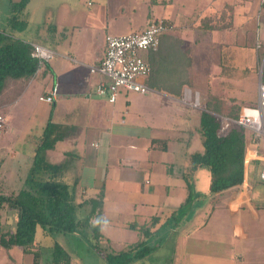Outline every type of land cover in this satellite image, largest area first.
I'll use <instances>...</instances> for the list:
<instances>
[{"label":"crops","instance_id":"0c3cea01","mask_svg":"<svg viewBox=\"0 0 264 264\" xmlns=\"http://www.w3.org/2000/svg\"><path fill=\"white\" fill-rule=\"evenodd\" d=\"M239 1L205 0L202 5L198 0L139 1L149 8L147 23L162 21L168 29L158 50L153 51V64L151 52L147 54L152 67L150 91L132 96L122 91L115 102L97 94V86L109 80L92 69L100 66L105 56L108 36L128 35L112 34L109 23L114 17H131V0H101L104 6L88 15L97 18V35L89 49L87 23L66 28L58 21L49 28L40 20L35 30L30 27L32 11L27 12V7L24 18L18 19L25 25L18 28L11 23L0 28L53 54L49 71L42 68L31 80L19 84L22 87L9 89L8 102L0 108L5 119L4 130H0V156L4 164L7 156L16 157L15 143H26L27 136L41 131L50 117L69 128L64 140L47 152V158L62 163L68 153L74 154L66 180L72 183L78 179L79 202L97 197L104 189L107 223L101 227V242L107 243L112 253L105 264H129L140 254L144 258L137 264H264V183L258 178V168L242 184L213 194L211 173L195 169L192 162L194 154L204 151L200 133L203 110L210 108L229 116L235 111L239 114L242 107L225 95L234 80L245 75L237 70L236 60L243 48L250 46L247 33L237 23L241 18ZM11 3L15 2L10 1L9 10ZM190 5L194 7L190 9ZM260 15L264 25V15ZM70 28L79 34L78 41L71 30L70 48L58 49L70 36ZM254 36L258 60L254 68L259 71L260 88L264 84V41L259 32ZM153 76L166 78L167 88H160L163 80L158 84ZM54 85L58 86L56 101L41 100ZM36 101L52 107L48 121L32 129L29 121L37 118ZM27 151L25 176L18 174L7 181L6 187L14 190L4 194H17L22 188L32 162L30 149ZM1 170L0 184L4 182ZM3 213L11 216L12 222H5ZM16 218L13 210L0 212V227L13 230ZM114 225L136 226L138 240L121 245L119 238L103 234L102 229ZM141 228L149 229V234H140ZM40 233L44 236L42 230L37 235ZM140 242L142 245L134 246ZM16 249L21 248L0 246V257H11ZM21 253L20 264H46L27 263L26 256L32 254H24L22 249ZM69 254L70 264H81Z\"/></svg>","mask_w":264,"mask_h":264},{"label":"trees","instance_id":"16d2710c","mask_svg":"<svg viewBox=\"0 0 264 264\" xmlns=\"http://www.w3.org/2000/svg\"><path fill=\"white\" fill-rule=\"evenodd\" d=\"M29 1L10 4L11 11L15 13L12 22H18L19 13L26 9ZM33 52V44L0 31V108L8 102L11 87L28 82L42 68L49 71L48 62L42 66ZM150 63L153 64V51ZM211 110L207 108L202 112L200 133L204 151L194 154L192 162L195 169L202 168L211 173L210 190L216 194L243 183L246 134L239 127L221 132L222 123L217 117L220 114ZM238 115L235 111L229 116L237 118ZM68 130L50 117L41 131L36 130L27 136L32 162L22 188L12 195L4 194L0 189V212L10 209L17 215L14 229L0 236L1 247H20L24 254L34 255L38 230L54 240L60 234L85 229L91 231L98 244L102 241L101 227L107 223L103 212L104 189L97 197L79 202L78 179L72 183L66 180L74 154L68 153L62 163H52L47 158V152L64 140ZM3 164L4 158L0 156V170ZM149 232V229H140V234L145 236ZM52 245L50 263L70 264L69 252L56 240ZM138 245L142 242L134 246Z\"/></svg>","mask_w":264,"mask_h":264},{"label":"rangeland","instance_id":"374dc122","mask_svg":"<svg viewBox=\"0 0 264 264\" xmlns=\"http://www.w3.org/2000/svg\"><path fill=\"white\" fill-rule=\"evenodd\" d=\"M10 1L19 2L20 0H0V28L5 29L11 23L15 25V27H22L25 23L20 22H12L13 21V13L9 10V3ZM91 1L93 4L88 5V2ZM141 0H131V7L132 13L131 17H122L116 18L114 17L110 20L111 26V33L117 35H124L129 33H135L146 29L151 22L156 20H152L150 23L146 21L147 11L149 10L148 7L143 6ZM200 2L199 5L205 0H198ZM240 3V4H239ZM115 4V1H113ZM237 5H240V20H238V24L241 25V30L244 33H247L248 43L250 46L247 48H243L244 50L238 56V61L236 60L237 70L240 69V72H245V75H241L238 79H235L232 87L226 89L225 95L227 97L234 99V102H240L243 106H250V107H257L259 101V71L257 72L254 68L257 64V48L255 44V36L253 39V35L256 32H259V39L264 41V25L258 19V14L260 13L263 17L264 15V0H241L238 2ZM101 6H104V3L101 0H30L29 4L27 5V12L29 13V18L31 17V21L29 20L30 27L36 28L39 26V21L43 20L47 27L53 28L56 22H63L67 25L66 28H69L71 24L74 23H87L88 24V35L87 46L88 49L91 47L92 41L95 40L96 33V17L90 16L91 13L100 9ZM194 6L190 5V9ZM197 7V5H196ZM180 7L178 4L175 6V10H178ZM188 8V6H187ZM170 9V8H169ZM25 10L22 13H19L21 18H24ZM12 13V16H11ZM113 13V10H112ZM18 17V19L20 18ZM11 18V19H10ZM37 24V25H36ZM5 27V28H4ZM65 28V29H66ZM72 28V27H71ZM67 29V36L63 46L58 48L60 50H68L70 48V42L73 41V37L71 35V30L74 35V39L78 41L79 34L74 32L73 29ZM9 30V29H7ZM25 33H29L28 31ZM253 33V34H252ZM99 35V34H98ZM47 45L52 48L54 47L52 43H47ZM252 45V46H251ZM94 46V45H93ZM54 48L57 49L55 46ZM264 47L261 49L263 51ZM261 63V62H260ZM258 68H261V64H259ZM246 70V71H245ZM259 70V69H258ZM264 72V71H263ZM153 79L158 80V84L162 83V77H155ZM203 79V78H202ZM165 81L163 80V89H166ZM129 96L135 94L134 92H128ZM227 93V94H226ZM52 105L38 102L36 101L35 110L38 111L37 118L32 119L29 121L30 127L32 129L43 126L48 121V111L51 109ZM1 112H3L1 110ZM33 112V111H32ZM240 113V112H239ZM2 114V113H1ZM34 114V113H33ZM264 142V139H262ZM264 144V143H263ZM63 146V145H61ZM15 148L17 151L16 157L7 156L6 162L2 168V177L4 178V182L0 184V189L3 193H10L14 190L11 187H6V182L10 179L13 180L16 175L19 177H24L29 165L28 157L29 153L27 149L29 148L28 143H15ZM61 149V148H59ZM58 149V150H59ZM8 151V149L6 150ZM7 178V180H5ZM260 182V181H258ZM261 183V182H260ZM259 187V186H258ZM5 218V222H12V217H6L5 213H3ZM123 222V221H122ZM119 223V222H118ZM121 223V222H120ZM119 223V225H120ZM8 227H0V236L8 232ZM104 232L103 234L112 236L115 238H119L122 240L121 245H126V242L129 241H136L138 240L137 232H135L134 228L128 229L126 227H118L117 225L106 227L102 229ZM38 245H36L34 252L38 253V256L34 255L31 257L26 256L27 263L33 262L34 259L38 262H46V264H51V257L53 253V245L54 240L58 241L64 248L72 254L74 259L81 264H105V261H109V257L112 253H110V246L107 243H103L100 241L98 244L95 240L94 236L91 235L90 230L80 229L72 234H60L54 240L53 238L46 237L40 234L37 235ZM115 246H118L119 243H114ZM41 245V246H40ZM40 246V247H39ZM133 252L134 250L131 249ZM130 254V252L128 253ZM34 257V258H33ZM147 257V256H146ZM144 258L142 254H140L136 260L131 261L129 264H137V261ZM23 260L21 249H17L14 252V255L4 259L0 257V264H20ZM71 263V262H70ZM109 263V262H108ZM63 264H69L65 262Z\"/></svg>","mask_w":264,"mask_h":264},{"label":"built area","instance_id":"2783aa9c","mask_svg":"<svg viewBox=\"0 0 264 264\" xmlns=\"http://www.w3.org/2000/svg\"><path fill=\"white\" fill-rule=\"evenodd\" d=\"M167 25L162 21L151 22L139 32L124 36H108L106 53L100 66L92 69L100 72L109 80L100 83L96 92L115 102L122 91L146 94L150 91L149 80L152 76V67L147 54L158 50L161 36L167 31ZM33 56L39 59L42 66L53 58L52 52L34 45ZM58 96V86H53L47 95L40 99L53 103ZM222 126L221 132L231 127H239L246 134V152L244 157V178L258 168L257 175L264 183V84L259 88L257 107H241L237 118L217 115ZM5 119L0 116V130H4ZM254 174V173H253ZM255 175V174H254Z\"/></svg>","mask_w":264,"mask_h":264}]
</instances>
